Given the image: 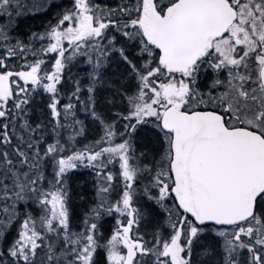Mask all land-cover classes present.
I'll use <instances>...</instances> for the list:
<instances>
[{
	"label": "snow or ice",
	"instance_id": "snow-or-ice-1",
	"mask_svg": "<svg viewBox=\"0 0 264 264\" xmlns=\"http://www.w3.org/2000/svg\"><path fill=\"white\" fill-rule=\"evenodd\" d=\"M0 264H264V0H0Z\"/></svg>",
	"mask_w": 264,
	"mask_h": 264
},
{
	"label": "flooded vegetation",
	"instance_id": "flooded-vegetation-1",
	"mask_svg": "<svg viewBox=\"0 0 264 264\" xmlns=\"http://www.w3.org/2000/svg\"><path fill=\"white\" fill-rule=\"evenodd\" d=\"M38 19V18H37ZM25 22H27V23H31V19H28L27 21H25Z\"/></svg>",
	"mask_w": 264,
	"mask_h": 264
},
{
	"label": "rangeland",
	"instance_id": "rangeland-1",
	"mask_svg": "<svg viewBox=\"0 0 264 264\" xmlns=\"http://www.w3.org/2000/svg\"><path fill=\"white\" fill-rule=\"evenodd\" d=\"M76 171H83V170H81V169H77Z\"/></svg>",
	"mask_w": 264,
	"mask_h": 264
}]
</instances>
